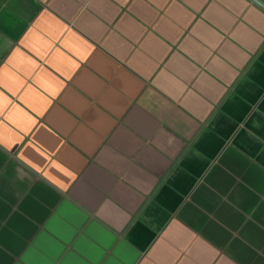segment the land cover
<instances>
[{
  "label": "crops",
  "instance_id": "1",
  "mask_svg": "<svg viewBox=\"0 0 264 264\" xmlns=\"http://www.w3.org/2000/svg\"><path fill=\"white\" fill-rule=\"evenodd\" d=\"M0 264H264V8L0 0Z\"/></svg>",
  "mask_w": 264,
  "mask_h": 264
},
{
  "label": "water",
  "instance_id": "2",
  "mask_svg": "<svg viewBox=\"0 0 264 264\" xmlns=\"http://www.w3.org/2000/svg\"><path fill=\"white\" fill-rule=\"evenodd\" d=\"M255 3H257L258 5H260L262 8H264V5H262L260 2H258L257 0H253Z\"/></svg>",
  "mask_w": 264,
  "mask_h": 264
}]
</instances>
